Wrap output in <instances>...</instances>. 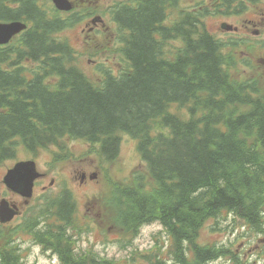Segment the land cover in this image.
I'll use <instances>...</instances> for the list:
<instances>
[{
  "label": "trees",
  "instance_id": "16d2710c",
  "mask_svg": "<svg viewBox=\"0 0 264 264\" xmlns=\"http://www.w3.org/2000/svg\"><path fill=\"white\" fill-rule=\"evenodd\" d=\"M175 1L114 8L115 22L130 33L123 40L125 65L118 73L102 70L96 83L62 37L82 18L65 17L45 1L0 0V22L28 25L0 46V166L20 147L36 156L65 138L98 145L102 160L112 162L122 134L130 135L153 185L116 187L109 205L113 226L134 236L158 222L180 263L205 264L216 256L197 243L208 219L234 213L254 225L264 209V80L236 78L237 59L230 51L237 49L216 40L198 15L178 22L172 39L180 47L166 49L171 31L163 30L159 40V26ZM218 1L228 10L243 0ZM184 105L191 116L173 112ZM45 206L28 233L58 251L63 264H93L71 245L76 214L71 194ZM4 256L0 264H18L16 251ZM150 262L164 264L156 256Z\"/></svg>",
  "mask_w": 264,
  "mask_h": 264
},
{
  "label": "rangeland",
  "instance_id": "374dc122",
  "mask_svg": "<svg viewBox=\"0 0 264 264\" xmlns=\"http://www.w3.org/2000/svg\"><path fill=\"white\" fill-rule=\"evenodd\" d=\"M70 1L74 5V12L65 17L76 15L82 20L65 30L62 37L79 54L80 67L94 82L99 83L102 70L118 73L125 65V35L113 24L112 16L115 4L131 0ZM217 6L212 0H181L174 17L179 21L186 11L208 9L210 14L203 19L207 30L229 45L231 42L240 44L241 52L236 54L238 57L233 70L234 76L241 80L263 81L264 0H246L244 7H238L237 11L231 10L230 13ZM98 17H102L105 24L94 22ZM224 23L239 28V32L226 33L221 28ZM240 58L247 61L250 67ZM173 112L191 116L189 107L175 106ZM60 146L43 149L36 156L20 147L14 159L0 166V202L7 199L20 207V216L9 225L0 227V232L7 237L0 242L1 249L13 245L26 264H59L60 260L53 253L40 249V244L28 230L30 224L33 226L36 218L40 217L47 202L68 191L76 205L75 226L69 235L83 255L90 254L95 264H148L145 256L159 253L160 245L170 243L163 226L154 222L142 226L134 236L119 234L112 224L115 212L109 206L118 186L153 185L147 164L138 151L137 141L129 135H123L119 154L110 163L102 160L98 145L65 138ZM26 160L36 161L39 172L43 174L35 188L34 197L28 204L22 197L8 191L3 183L8 170ZM83 175H86L85 181H82ZM91 175L96 178L90 180ZM234 223V216L231 215L208 221L197 242L227 243L228 231L232 230L231 225ZM223 227L228 229L217 232ZM19 248L21 251H18Z\"/></svg>",
  "mask_w": 264,
  "mask_h": 264
},
{
  "label": "flooded vegetation",
  "instance_id": "af4514ba",
  "mask_svg": "<svg viewBox=\"0 0 264 264\" xmlns=\"http://www.w3.org/2000/svg\"><path fill=\"white\" fill-rule=\"evenodd\" d=\"M244 227L245 233H240L236 228L229 231L228 242L222 245H217L214 248L213 252L216 256L215 261L211 264H215L220 261L222 264H264V217H257L255 219L254 226L248 225ZM37 243L40 244V249H43L44 252H49L44 244L40 242ZM206 245L209 246L210 244ZM222 248H228L227 251L230 254L227 256L218 255V251ZM173 249V244L160 245L159 253L153 255V258L156 256L160 261H169L172 259L169 255L173 252ZM209 250L211 251V247L203 249L206 253H209ZM13 251L15 252L13 249H1L0 246V261L5 260V253H11ZM18 251H21V249L19 248ZM164 254L168 255V258ZM208 257H210V255ZM23 259L24 258L19 256V260H17L18 264H25Z\"/></svg>",
  "mask_w": 264,
  "mask_h": 264
},
{
  "label": "water",
  "instance_id": "95a60500",
  "mask_svg": "<svg viewBox=\"0 0 264 264\" xmlns=\"http://www.w3.org/2000/svg\"><path fill=\"white\" fill-rule=\"evenodd\" d=\"M56 7L61 11H71L72 3L69 0H52ZM226 30H233L232 26H223ZM27 29V25L22 22L0 23V45L8 44L13 37ZM37 171V165L34 161H24L10 169L4 177V183L9 190L21 195L24 198L31 199L35 182L41 178ZM18 215V207L11 205L7 200L0 203V223L11 222Z\"/></svg>",
  "mask_w": 264,
  "mask_h": 264
},
{
  "label": "bare ground",
  "instance_id": "6f19581e",
  "mask_svg": "<svg viewBox=\"0 0 264 264\" xmlns=\"http://www.w3.org/2000/svg\"><path fill=\"white\" fill-rule=\"evenodd\" d=\"M46 80V79H45Z\"/></svg>",
  "mask_w": 264,
  "mask_h": 264
}]
</instances>
